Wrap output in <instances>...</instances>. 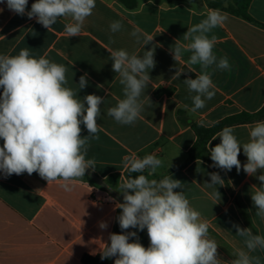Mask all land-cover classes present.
<instances>
[{"label": "crops", "instance_id": "1", "mask_svg": "<svg viewBox=\"0 0 264 264\" xmlns=\"http://www.w3.org/2000/svg\"><path fill=\"white\" fill-rule=\"evenodd\" d=\"M137 1L138 7L130 10L121 0H96L93 14L87 18L80 36L75 37H67L64 32L65 24L72 22L70 17L58 18L48 31L35 18L17 15L8 10L6 3H0V54L14 56L29 48L37 58L46 56L65 65L68 87L77 89L80 76L87 73L88 85L78 93L81 98L88 94L104 98L97 121L99 139L91 141L87 155L96 161V169L86 170L71 192L60 187V183L48 184L37 173L7 178L0 174V264H84V256L101 254L121 212L116 207L123 203L119 184L128 178L122 161L131 155L143 158L152 154L163 161L149 179L171 175L184 183L186 197L207 220L209 238L219 245V257L226 264L243 247L234 223L264 235V220L255 215L251 200L252 187L264 183L257 179L262 173L249 176L243 167L239 173L235 167L231 171L220 169L225 184L216 186L221 196L216 200L214 190L205 183L211 182L209 173L218 171L205 160L189 158L197 141L193 124L202 126L204 122V127L209 128L228 117L256 114L264 108V27L209 7L208 2L213 0ZM34 2L28 0V11ZM210 10H219L227 17L222 26L213 30L217 37L213 51L218 58L228 57L231 70L208 69L216 94L205 108L192 113L185 108L186 104L190 108L192 101L183 81L194 78L188 71L198 75L200 66L189 68L190 53L186 51L180 61H175L170 49L176 40L187 43L182 38L188 27L199 23ZM248 13L264 25V0H251ZM117 20L123 28L113 34L109 25ZM137 27L154 37L144 48L130 35ZM154 45L156 66L149 71L152 81L145 92L151 103L133 125L118 124L107 115V109L123 98V86L112 70L110 52L125 49L142 55ZM177 70L183 72L173 79ZM260 121L264 118L230 127L244 143L249 140L251 128ZM81 127V134L88 135L87 129ZM212 139V147L220 143L219 137ZM238 159L242 166L247 162L242 149ZM240 206L247 211L251 225ZM101 222L107 223V229L100 228ZM129 231L137 233L145 248L149 246L146 229ZM255 254L264 258V252Z\"/></svg>", "mask_w": 264, "mask_h": 264}, {"label": "clouds", "instance_id": "2", "mask_svg": "<svg viewBox=\"0 0 264 264\" xmlns=\"http://www.w3.org/2000/svg\"><path fill=\"white\" fill-rule=\"evenodd\" d=\"M8 10L29 19L35 18L48 31L60 17H70L71 23L64 26L67 37L80 36L85 22L93 14L96 0H35L27 10L28 0H0ZM3 9H0L2 12ZM227 17L219 10H210L199 23L188 27L182 41L176 40L170 49L175 61H180L183 52H189L187 64L199 65L200 73L195 78H186V86L192 106L185 108L192 113L205 108L213 99L215 84L208 71H230L227 56L217 57L213 49L217 37L213 30L224 24ZM120 21L109 25L111 33L121 31ZM130 35L137 44L146 46L153 41L139 27ZM111 39V37H110ZM114 42V41H113ZM154 45L142 55L129 53L125 49L112 50L110 59L112 70L118 75L123 86V98L107 109V115L118 124L133 125L142 117L146 105L151 103L146 89L151 84L149 71L156 66ZM63 64L50 61L46 56L35 57L29 48H23L17 55L0 54V174L5 178L27 173H37L48 184L60 183L65 191L71 192L81 182L86 170L96 169V161L87 158L91 141L99 139L104 98L95 94L84 97L78 95L88 85V74L80 76L78 88L68 87ZM183 71L177 70L173 79ZM202 126L204 122H201ZM88 135H82V127ZM220 143L214 147L209 142L213 167L239 173L241 167L249 176L260 174L257 179L264 182V121L256 122L249 132V140L241 143L234 129L225 126L215 134ZM243 150L247 162L241 165L238 156ZM123 167L128 178L119 184L123 203L116 218L121 234L110 233L109 244H103L101 259L115 257L114 264H226L218 254L219 245L209 238V224L202 219L186 197L182 183L166 175L162 179H149L159 169L163 161L152 154L137 158L135 155L123 158ZM147 173V175L143 173ZM132 173H140L132 176ZM213 198L220 200L217 185L225 181L219 173H209ZM181 189V191H174ZM251 200L256 208L255 215L264 220V183L253 186ZM101 229H107L105 222ZM236 236L241 238L243 247L238 248L229 264H264V258L256 255L264 252V235L254 234L251 228L233 224ZM147 230L150 244L145 248L135 231ZM131 238H136L130 242Z\"/></svg>", "mask_w": 264, "mask_h": 264}, {"label": "trees", "instance_id": "3", "mask_svg": "<svg viewBox=\"0 0 264 264\" xmlns=\"http://www.w3.org/2000/svg\"><path fill=\"white\" fill-rule=\"evenodd\" d=\"M251 0H213L209 1L208 5L209 7L213 9H222L224 11H227L228 13L240 17L246 21L255 23L261 27H264L263 24H260L256 22L254 19H252L248 13L249 5ZM121 2L130 10H134L138 7V1L137 0H121ZM188 73L195 78L196 75L192 74L188 71ZM264 118V108L256 113V114H248V113H240L238 115H234L231 117H228L216 124H214L212 127H204L198 124H193L192 128L194 129L197 141L194 145V147L189 152V158L190 159H202L213 165V161L210 158V153L207 148V144L212 137L215 136L216 133H218L220 130H222L225 126H234L238 124H242L249 121H254L258 119ZM220 175L223 176L222 171L219 168L214 167ZM140 173H132V176L139 175ZM146 175V173H143ZM129 175V173H128ZM241 207V212L244 217V219L247 221L249 225H251L249 216L247 211ZM120 214V213H119ZM117 215V217L119 216ZM252 227V226H251ZM125 231H129L125 230ZM114 233L121 234L122 230L119 227V223L116 220V225L114 229ZM110 243V242H109ZM115 257L110 259H101V254L97 256H84L83 262L84 264H114Z\"/></svg>", "mask_w": 264, "mask_h": 264}, {"label": "rangeland", "instance_id": "4", "mask_svg": "<svg viewBox=\"0 0 264 264\" xmlns=\"http://www.w3.org/2000/svg\"><path fill=\"white\" fill-rule=\"evenodd\" d=\"M170 1H174V0H170Z\"/></svg>", "mask_w": 264, "mask_h": 264}]
</instances>
